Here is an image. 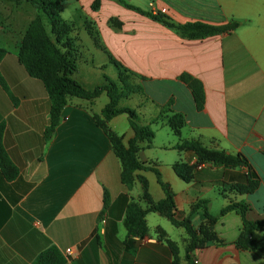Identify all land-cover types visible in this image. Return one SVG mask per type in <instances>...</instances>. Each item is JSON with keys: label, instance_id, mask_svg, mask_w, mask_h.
Segmentation results:
<instances>
[{"label": "crops", "instance_id": "1", "mask_svg": "<svg viewBox=\"0 0 264 264\" xmlns=\"http://www.w3.org/2000/svg\"><path fill=\"white\" fill-rule=\"evenodd\" d=\"M95 1L71 0L63 7V18L75 24V80L88 88L99 85L106 69L115 67L113 60L143 87L129 101L144 124L172 103V112L152 126V144L143 143L138 157L169 185L177 219L190 217L198 229L207 218L204 208L192 213L193 206L207 202L204 206L213 216L231 203L246 204L249 221H264V0H100L94 10ZM152 2L175 25L236 21L240 26L206 39H185L126 6L153 13ZM35 16L30 5L0 0V49L5 52L0 75L6 84L0 82V126L5 127L4 147L19 172L10 180L0 168V264H36L52 247L67 264H189L190 237L165 211L147 215L148 235L137 249L124 245L128 204L147 209L166 196L153 171H137L132 189L123 184L122 161L95 120L109 103L106 94L94 101L69 98L61 123L46 140L48 91L19 61ZM184 74L202 82V110L181 81ZM149 84L152 94L146 92ZM177 114L185 117L178 134L167 123ZM108 127L126 145L135 136L127 115L114 118ZM191 140L229 155L243 154L251 170L205 163L176 148ZM176 164L186 166L189 181L179 177ZM255 239L264 243V229ZM192 257L197 264H264V252L251 248L236 212L219 219L210 242Z\"/></svg>", "mask_w": 264, "mask_h": 264}, {"label": "trees", "instance_id": "2", "mask_svg": "<svg viewBox=\"0 0 264 264\" xmlns=\"http://www.w3.org/2000/svg\"><path fill=\"white\" fill-rule=\"evenodd\" d=\"M18 6L23 4L30 5L36 12L34 20L27 28L24 41L19 51V61L25 67L28 74L41 80L48 91L51 109L50 125L46 129L45 138L50 140L62 120V112L68 104L69 98H80L92 101L103 94H106L110 100L109 104L102 112V117L96 116L97 125L102 128L112 141L116 154L122 161V182L128 188L132 189L136 182L137 171H153L161 185L165 199L156 207L143 209L140 205L130 202L126 209L124 225L127 230V240L124 245L129 251L137 249L141 242L148 235L146 217L151 212H167L170 220L177 226H182L187 231L190 241L187 246L186 254L189 264H195L192 257L193 253L204 248L213 236L214 226L219 219L230 212H236L242 217L244 236L248 239L249 245L253 250L264 252V243L255 239V233L264 229V221L252 222L247 219L249 206L246 204L231 203L224 208L219 216L210 214L208 208L204 205L207 202H201L193 206L192 213L204 208L207 222L196 229L190 219L186 218L179 221L176 216L177 207L175 195L162 178L161 173L146 163L139 160L138 154L143 148V143L150 146L155 139V131L152 126L163 118L166 114L172 112L171 104L163 107L158 117L144 124L136 110L128 107H121L123 101L131 99L137 94L144 92L141 85H135L131 77L133 73L125 69L121 64L111 60V63L118 70V79L114 80L108 76L103 77V82L93 88H88L79 81L72 78V75L78 71V51L75 48V60L69 43L72 33V23L66 21L63 16V7L71 0H6ZM121 2H123L121 0ZM124 3V2H123ZM131 10L150 17L151 19L163 24L177 35L189 40L206 39L211 36L230 33L239 28L240 23L232 21L224 25H214L203 21L188 22L186 24L175 25L164 14H153L145 12L135 6L126 5ZM100 8V0H96L93 9ZM69 45V47H68ZM67 46V47H66ZM66 47V50L65 48ZM5 52L0 49V63ZM191 90L196 107L202 110L205 104V91L201 81L194 77L184 74L181 77ZM0 82L6 88V84L0 75ZM120 115H127L129 124L134 131V138L128 145L124 144L123 138L113 130H110L108 123ZM185 117L177 114L174 117L167 118L168 125L176 134L183 123ZM4 125L0 126V168L7 179H15L18 176V169L11 161L4 147ZM177 149H186L192 152L202 162L222 166L225 168L236 169L245 167L251 170V165L247 157L243 154L229 155L223 151L212 150L204 146L199 141H183L176 146ZM175 171L185 181H189L186 166L175 165ZM251 177L253 174L251 173ZM109 195L106 194L105 211L108 209ZM104 213L101 215L103 219ZM36 264H67V259L56 248L52 247L40 254Z\"/></svg>", "mask_w": 264, "mask_h": 264}, {"label": "rangeland", "instance_id": "3", "mask_svg": "<svg viewBox=\"0 0 264 264\" xmlns=\"http://www.w3.org/2000/svg\"><path fill=\"white\" fill-rule=\"evenodd\" d=\"M6 1V0H5ZM33 9V8H32ZM35 11V10H34ZM36 13V12H35ZM75 30V24L74 23H72V33H71V35H70V38H69V43H67V44H70V46H71V49H74L73 51H72V53H73V58H74V60H75V37H73V31ZM67 47V46H66ZM66 47H64L65 48V50H66ZM68 47H69V45H68ZM78 72V71H77ZM77 72L76 73H74L73 75H72V78L73 79H75V75L77 74ZM105 74L108 76V77H110V78H112V79H114V80H117L118 79V71H117V69L115 68V67H113V66H109V68L108 69H106V72H105ZM103 82V81H102ZM101 82V83H102ZM100 83V84H101ZM99 84V85H100ZM96 86H98V85H96ZM95 86V87H96ZM146 92H148L149 94H152V93H154V89L152 88V86L149 84V85H147V87H146ZM104 95V94H103ZM102 96V95H101ZM100 96V97H101ZM100 97H98V98H100ZM98 98H96V99H98ZM96 99H94V100H96ZM104 99H106V101L108 100V98H107V96H106V98H104ZM94 100H92V101H94ZM130 100V99H129ZM129 100H127V101H123L122 103H121V107H128V108H132L133 106H134V102H131V101H129ZM109 102H110V100H109ZM109 104V103H108ZM107 104V105H108ZM128 105V106H127ZM106 108V107H105ZM104 108V109H105ZM103 109V110H104ZM135 110V109H134ZM103 112V111H102ZM124 117H126V116H124ZM128 117V116H127ZM129 120V119H128Z\"/></svg>", "mask_w": 264, "mask_h": 264}, {"label": "built area", "instance_id": "4", "mask_svg": "<svg viewBox=\"0 0 264 264\" xmlns=\"http://www.w3.org/2000/svg\"><path fill=\"white\" fill-rule=\"evenodd\" d=\"M150 8H151L153 14H159L160 13V11L156 7L155 3H153V2L150 3ZM202 167H203V165L201 164V166H199V168H202ZM67 252H68V255H71L72 254V250L71 249H69ZM195 264H197V262H195Z\"/></svg>", "mask_w": 264, "mask_h": 264}]
</instances>
